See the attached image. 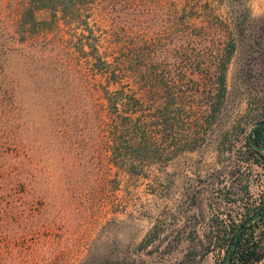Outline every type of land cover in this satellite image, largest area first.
I'll use <instances>...</instances> for the list:
<instances>
[{"label": "rangeland", "instance_id": "1", "mask_svg": "<svg viewBox=\"0 0 264 264\" xmlns=\"http://www.w3.org/2000/svg\"><path fill=\"white\" fill-rule=\"evenodd\" d=\"M120 2L140 29L162 31L176 8L177 21L200 23V41L234 43L220 110L192 151L123 142L116 155L99 120L104 89L129 94L131 83L107 86L90 57L21 42L27 0H0V264H220L232 245L222 227L264 206V160L244 146L264 119V0ZM89 27L88 42L110 60L108 27ZM74 31L87 34L71 26L63 36ZM250 222L264 250V219Z\"/></svg>", "mask_w": 264, "mask_h": 264}, {"label": "trees", "instance_id": "2", "mask_svg": "<svg viewBox=\"0 0 264 264\" xmlns=\"http://www.w3.org/2000/svg\"><path fill=\"white\" fill-rule=\"evenodd\" d=\"M120 1L27 0L21 12L26 14L29 27L23 30L21 42L29 41L28 45L36 51L59 49L90 57L91 69L107 75V86L123 80L131 83L129 94L121 90L119 95L110 97L104 89L107 120L96 114L104 125L101 129L107 132V147L116 155L125 147L123 142L138 150L156 144L177 153L192 151L204 140L223 103L225 72L234 43L207 38L200 41V23L190 29L183 21H177L176 8L166 12L164 24L157 28L162 31L140 29L125 19L126 12L121 10L125 2ZM38 10L47 12L40 22L34 15ZM185 18L190 16L185 14ZM92 20L108 27L109 43L116 52L110 60L102 59L93 42H88L92 38ZM38 24L42 26L37 27ZM71 26L86 30L87 34L81 31L78 37L74 31L64 37V27ZM208 29L209 34L211 26ZM85 45L91 46V51L84 50ZM48 69L47 65L45 70ZM50 71H46L48 81ZM249 130L253 143L264 146V119L254 122ZM244 146L245 152L264 160V151L253 149L247 135ZM263 211L264 206L258 204L251 214L247 210L242 212V220L228 230L222 227V235L231 233L229 245H233L225 264H258L264 259V250L258 245L262 233H254L257 223H245L250 215ZM263 219L262 215L255 220Z\"/></svg>", "mask_w": 264, "mask_h": 264}, {"label": "water", "instance_id": "3", "mask_svg": "<svg viewBox=\"0 0 264 264\" xmlns=\"http://www.w3.org/2000/svg\"><path fill=\"white\" fill-rule=\"evenodd\" d=\"M249 131H250V130H249ZM249 131H248V133H247V137H248V140H249V143H250L251 147H252L253 149L257 150V151H264V146H262V145H256V144L253 143V141L250 139ZM262 215H264V211H263V212H260V213H258V214H255L254 216L250 217L249 219L246 220L245 223L247 224V223H249L250 221H253V220H255L256 218H259V217L262 216ZM232 246H233V245H231L230 248L226 251V254H225V257H224V259H223V261H222V264H225V263H226V261H227V257H228V255H229V253H230V250H231Z\"/></svg>", "mask_w": 264, "mask_h": 264}]
</instances>
